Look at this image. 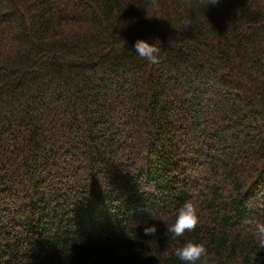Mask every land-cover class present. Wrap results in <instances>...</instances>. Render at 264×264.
I'll return each instance as SVG.
<instances>
[{
  "label": "trees",
  "instance_id": "obj_1",
  "mask_svg": "<svg viewBox=\"0 0 264 264\" xmlns=\"http://www.w3.org/2000/svg\"><path fill=\"white\" fill-rule=\"evenodd\" d=\"M210 2L0 0V264H264V0Z\"/></svg>",
  "mask_w": 264,
  "mask_h": 264
},
{
  "label": "clouds",
  "instance_id": "obj_2",
  "mask_svg": "<svg viewBox=\"0 0 264 264\" xmlns=\"http://www.w3.org/2000/svg\"><path fill=\"white\" fill-rule=\"evenodd\" d=\"M217 0H212L210 3H215ZM135 51L141 58L147 59L151 64H158L160 62L159 53L160 48L156 44H149L144 40H137ZM199 223L198 209L196 205L188 201L181 207L175 217L174 222L166 226L165 235L169 236L171 240L176 241L178 238L185 235L186 232L193 231ZM145 236L156 237L157 228L155 226H148L145 222L143 227ZM255 238L258 246L264 248V223H257L255 227ZM173 255L185 264H214L212 255L209 253L205 242H193L188 240L182 245L175 247ZM251 264L255 262V254L250 258Z\"/></svg>",
  "mask_w": 264,
  "mask_h": 264
}]
</instances>
